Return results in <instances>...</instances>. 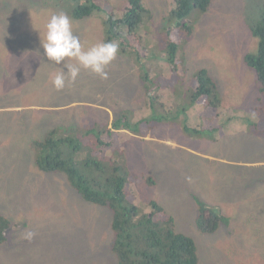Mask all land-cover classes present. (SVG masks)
I'll return each mask as SVG.
<instances>
[{
	"label": "rangeland",
	"instance_id": "1",
	"mask_svg": "<svg viewBox=\"0 0 264 264\" xmlns=\"http://www.w3.org/2000/svg\"><path fill=\"white\" fill-rule=\"evenodd\" d=\"M2 1L12 4V10L0 19V211L10 214L13 223L0 245V264H107L112 259L108 208L77 195L62 178L52 181L45 172L23 166L27 156L32 163L36 157L27 153V141L72 110L81 122L127 114L130 125L122 134L128 157L136 171L154 175L152 196L162 193L170 201L178 230L196 242L199 264H264V117L227 116L255 106L260 94L256 74L244 58L257 48L252 32L262 0H212L206 11L194 10L188 18L193 33L180 41L171 62L163 36L172 23L173 0H144L151 23L158 26L147 34L161 43L152 57L142 55L146 61L138 62L118 53L106 69L107 79L81 69L76 82L60 91L51 78L63 64L47 61L41 39L51 15L66 10L42 5L46 0ZM109 1L114 6L123 2ZM0 13L6 10L0 8ZM70 18L85 50L103 41L102 25ZM140 65L171 69L161 72L160 82L169 78L175 91L194 87L199 70L206 68L216 79L222 104L214 109L201 105L199 118L186 121L201 130L185 133L167 119L170 115L161 116L158 111L164 114V108L146 105ZM157 94L166 95L164 90ZM183 97L169 100L166 113ZM40 176L52 186L46 187L44 200L32 192ZM201 204L220 208L225 218L214 233H200L195 226ZM25 230L35 232L31 241L21 238Z\"/></svg>",
	"mask_w": 264,
	"mask_h": 264
},
{
	"label": "trees",
	"instance_id": "2",
	"mask_svg": "<svg viewBox=\"0 0 264 264\" xmlns=\"http://www.w3.org/2000/svg\"><path fill=\"white\" fill-rule=\"evenodd\" d=\"M31 1L34 3V0ZM210 1L173 0L168 13L172 23L166 27L163 36L164 53L169 56V62L180 49V41L187 40L193 33V24L188 19L190 14L194 10L206 11ZM41 4L64 9L76 20L89 19L98 27L102 25V42L118 41L119 54H130L138 62L146 61V58H141L142 55L152 57V50L161 45L147 34L158 26L151 23L150 5L144 0H123L119 6H114L109 0H46ZM0 8L6 10L4 15L0 13V19H3L11 12L12 4L0 0ZM261 12L252 32L258 37L257 48L244 58L246 65L256 74L260 94L256 97L255 106L247 110L237 108L234 114L227 115L231 118L243 119L241 116L246 115L261 121L264 117L261 106L264 104V1ZM141 69L140 80L146 105L156 111V107L164 108L165 115L158 111L161 116L166 118L170 115L171 118L167 119L179 123L185 133L201 130L186 123L188 119L199 118L197 109L201 105L214 109L222 104L216 79L206 68L199 70L194 87L184 91L176 89L179 95L172 89L169 78H165V84L160 82L163 77L161 72L171 73V69L158 66L152 70L141 66ZM158 90H164L165 97L157 94ZM181 94H184L183 101L175 103L171 106L173 110L166 113L169 100L178 99ZM83 111L86 113V108ZM261 113L263 115L258 118L256 114ZM127 117L123 113L122 117L114 116L111 121L81 122L72 110L69 117H65L67 135L52 129L42 138H32L27 148L34 151L39 171L49 177L57 173L65 175L67 180H73L77 195L108 208L112 259L107 264H199L196 242L192 236L178 230L176 214L169 208L170 201L165 200L162 193H159L160 198L152 196V186L157 183L154 175L136 171L135 161L128 157L126 141L121 136V131L130 125ZM228 119L229 124L237 126L235 120ZM138 179L140 183H137ZM205 205L201 204L198 209L195 226L200 233L211 234L218 230L225 218L220 208ZM7 226L9 221L0 215V245L6 241L4 230Z\"/></svg>",
	"mask_w": 264,
	"mask_h": 264
},
{
	"label": "clouds",
	"instance_id": "3",
	"mask_svg": "<svg viewBox=\"0 0 264 264\" xmlns=\"http://www.w3.org/2000/svg\"><path fill=\"white\" fill-rule=\"evenodd\" d=\"M263 1L264 0H262V2ZM45 29L46 31L44 33L43 39H41V42L47 61H52L57 65L63 64V68L57 70L51 78V83L57 91L63 90L66 86L74 84L80 75L81 69L89 71L101 79H107L108 74L106 69L120 51V44L118 41L100 42L85 50L79 36L74 34L73 21L68 16V14L64 12L51 15L50 19L45 25ZM38 112L42 114H52L53 110L38 109ZM59 113L62 114L60 111ZM52 129H57L59 134L67 135V119H65V116L59 117L57 120L52 121L50 124L44 126L43 130L39 134L31 137L26 143L27 153L34 154V151H31L27 148L28 142L32 138H42L46 132ZM207 129H211V127ZM121 135L123 134L121 133ZM25 165H30L34 171L37 170L35 160L33 163L30 162L29 156H27L25 159L23 166ZM48 178H50L52 181L62 178V182L68 185L69 189L76 191L73 188V180H67L65 175L61 173H57L54 175V177L48 176ZM46 187L50 188L52 186L45 184L40 176L38 189L32 190L34 196L39 200H44L43 194H49V191L46 190ZM52 198L53 197H50L48 199ZM0 215L9 221V226H7L4 230V235L7 241L8 237L6 232L13 223L12 216L4 211H0ZM34 237L35 232L31 230H25L21 234V238L28 241H31Z\"/></svg>",
	"mask_w": 264,
	"mask_h": 264
},
{
	"label": "crops",
	"instance_id": "4",
	"mask_svg": "<svg viewBox=\"0 0 264 264\" xmlns=\"http://www.w3.org/2000/svg\"><path fill=\"white\" fill-rule=\"evenodd\" d=\"M111 117H112V116H111ZM111 117H110V120H112V119H111ZM121 136H122V137H123V139H124V136H123V135H121ZM124 141H125V140H124Z\"/></svg>",
	"mask_w": 264,
	"mask_h": 264
}]
</instances>
